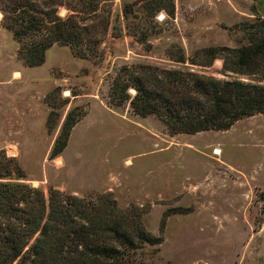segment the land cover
Returning a JSON list of instances; mask_svg holds the SVG:
<instances>
[{
  "label": "rangeland",
  "instance_id": "rangeland-1",
  "mask_svg": "<svg viewBox=\"0 0 264 264\" xmlns=\"http://www.w3.org/2000/svg\"><path fill=\"white\" fill-rule=\"evenodd\" d=\"M146 1L114 0L101 61L54 46L44 65L36 68L17 57L19 44L2 27L0 13V81L14 71L25 72L33 109L28 125H0V150L15 157L27 183L47 196L51 188L78 197L112 194L120 207L139 208L146 229L163 240L141 251L155 263L264 264V115L241 120L225 132L171 134L155 116L141 118L129 104L117 106L110 98L114 78L125 65L184 69L171 57L181 52L197 57L208 47L237 46L227 27L250 17L253 0H174L175 17L160 12L152 26L144 23ZM128 4L135 5L139 17L132 21L143 20L147 44L128 34ZM59 14L66 17L68 11L61 8ZM114 27L124 31L122 37L115 38ZM187 66L217 79L237 78L226 74L222 60L209 68ZM0 88L7 97L13 90ZM57 88L55 129L49 131L54 108L47 97ZM73 109L81 119L66 150L51 160Z\"/></svg>",
  "mask_w": 264,
  "mask_h": 264
},
{
  "label": "trees",
  "instance_id": "trees-1",
  "mask_svg": "<svg viewBox=\"0 0 264 264\" xmlns=\"http://www.w3.org/2000/svg\"><path fill=\"white\" fill-rule=\"evenodd\" d=\"M113 3L1 0L0 13L3 28L19 44V60L36 68L44 65L47 51L54 46L70 47L76 57L101 61ZM134 6L128 4L124 9L128 34L147 44L143 20L132 21L139 19ZM61 8L67 9L66 17L59 14ZM143 10L144 23L150 26L157 24L160 12L175 17L174 0H147ZM227 29L237 38V46L208 47L197 57H186L183 52L171 57L184 69L123 66L112 83L111 101L117 106L129 104L141 118L155 116L171 134L225 132L241 120L264 115V0H253L250 17ZM114 30L115 38L123 36L121 28ZM217 60L223 61L226 74L237 78L217 79L187 66L209 68ZM59 92L57 88L47 97V104L54 108L49 131L55 129L53 100ZM62 104L67 105L68 100ZM76 110L67 114L51 160L68 147L82 116ZM139 211L135 206L120 207L112 194L78 197L51 188L47 196L27 183L15 157L0 150V264H158L143 257L141 251L161 245L163 240L146 229Z\"/></svg>",
  "mask_w": 264,
  "mask_h": 264
},
{
  "label": "crops",
  "instance_id": "crops-1",
  "mask_svg": "<svg viewBox=\"0 0 264 264\" xmlns=\"http://www.w3.org/2000/svg\"><path fill=\"white\" fill-rule=\"evenodd\" d=\"M3 27V26H2ZM18 57V55H17ZM25 72L14 71L12 75L9 76L8 80L0 81L1 86L11 87L12 92L8 93V97L1 93L0 88V103L1 100L4 105L0 104V125L3 126H16V125H28L30 124L32 118V105L31 101V81L25 80ZM24 82V83H22ZM19 83H21L19 85ZM28 88V93L26 89ZM27 94V95H26ZM4 106V107H3ZM37 110V109H36ZM42 110L39 108V111ZM43 115L47 119L48 109L45 105L43 110ZM36 116V115H35ZM41 117V116H40Z\"/></svg>",
  "mask_w": 264,
  "mask_h": 264
},
{
  "label": "bare ground",
  "instance_id": "bare-ground-1",
  "mask_svg": "<svg viewBox=\"0 0 264 264\" xmlns=\"http://www.w3.org/2000/svg\"><path fill=\"white\" fill-rule=\"evenodd\" d=\"M67 95H68V93H67ZM215 154H216L217 156H219V155L222 154V152L220 151V149H217L216 152H215Z\"/></svg>",
  "mask_w": 264,
  "mask_h": 264
}]
</instances>
